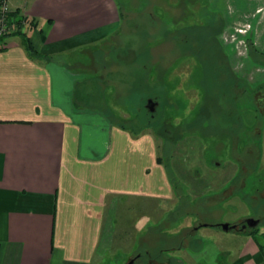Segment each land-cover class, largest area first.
Segmentation results:
<instances>
[{
	"label": "crops",
	"instance_id": "1",
	"mask_svg": "<svg viewBox=\"0 0 264 264\" xmlns=\"http://www.w3.org/2000/svg\"><path fill=\"white\" fill-rule=\"evenodd\" d=\"M182 1L222 15L210 9L224 0H171L176 8ZM7 4L29 18L30 29L17 24V31L52 62L29 58L17 31L0 38V264L100 263L114 241L117 208L131 199L156 201L158 217H140L146 223L134 225L133 252L114 264H264L263 227L253 236L225 232L215 226L248 219L209 222L177 209L152 137L122 129L102 107L104 96L84 99L89 79L101 74L96 45L120 34L116 0ZM135 6L128 2L126 17ZM187 220L199 221L192 234L171 232ZM151 232L161 239L146 240Z\"/></svg>",
	"mask_w": 264,
	"mask_h": 264
},
{
	"label": "rangeland",
	"instance_id": "2",
	"mask_svg": "<svg viewBox=\"0 0 264 264\" xmlns=\"http://www.w3.org/2000/svg\"><path fill=\"white\" fill-rule=\"evenodd\" d=\"M129 1L116 0L123 14L119 36L107 38L96 47L101 52L110 48L115 53L132 47L133 53L146 51L145 58L135 61L129 58L122 65L111 63L110 68L119 75L110 81L114 89L104 94L102 107L109 106L117 124L137 131L133 117L151 113L147 100L152 101L151 114L158 118L142 133L149 134L155 142L157 156L180 200L179 205L174 204L177 209L183 212L189 209L193 219L205 217V221L217 223L264 219V0H224L221 8L210 9L224 14H216L224 21L218 40L230 52L229 70L241 78L242 86L252 89V98L247 93L236 98L234 106L232 102L229 104L232 110L228 115L222 111L219 100H211L210 93L202 102L205 90L202 70L196 57L189 53L191 50L176 44L177 37L189 32L183 30L203 26L208 8L200 1L196 6H187L182 1L176 8V2L172 4L171 0H152L143 11L131 12L126 17ZM191 47L197 45L193 43ZM250 48L257 51L253 57ZM220 58L225 60L221 54ZM105 73L101 70V76ZM161 79L168 87H164ZM100 85L104 88V84ZM241 91H236L237 96ZM154 94L160 103L151 98ZM181 116L198 124L185 131L182 129L185 119ZM210 121L214 125H205ZM216 196L219 198H211ZM162 206L167 209L171 203ZM156 208V201L141 199H131L118 206L114 241L108 252L100 256V263L114 264L119 257L127 256L131 249L129 241L138 238L133 229L135 223L138 220L139 224L146 223L140 219L146 214L155 221ZM244 221L229 225L239 230ZM197 223L187 220L180 226L183 229L175 228L171 232L179 238L187 237ZM159 237L151 232L146 240L151 242ZM140 260L134 264H140Z\"/></svg>",
	"mask_w": 264,
	"mask_h": 264
},
{
	"label": "trees",
	"instance_id": "3",
	"mask_svg": "<svg viewBox=\"0 0 264 264\" xmlns=\"http://www.w3.org/2000/svg\"><path fill=\"white\" fill-rule=\"evenodd\" d=\"M150 2H152V0H149V1L148 0H137L138 12L143 11ZM156 6L157 5H152V7H156ZM119 12L122 18L123 14L121 13L120 10ZM10 15L15 17V16H18L19 13L17 11H14L10 13ZM207 16L208 17L205 23L203 24V26L186 28L185 30H183V31L188 30L189 32L191 31L192 34L187 32V33H184V34H187L184 37H181V38L177 37L176 44L182 47H186L189 50H191L189 53H192V55L196 57L197 63L202 70L201 78H202L203 87L205 89L203 92L202 102L206 100L207 94L210 93L209 96L211 97V100L212 101L219 100L221 105H223V107H221L222 111L228 115L230 114L232 110L229 104H231L232 102L234 106V103H235L234 100L238 97L246 96L247 93H249L250 97L252 98V89H247L246 86L244 85L242 86L241 78L235 75L234 73H232L228 68L229 65H227L228 64L227 56L230 52L228 49L223 48V46H221L218 40V35L221 33L223 25H224V21L222 20V17H217L216 15L213 16L212 14H208V13H207ZM31 24H33L32 21H31ZM16 33H15L16 35L21 37L25 52L27 53L29 58L31 59L36 58V59H41V60H45L48 62H52L51 56L41 55L34 50L29 38L25 34H22L20 31H17ZM193 43L195 44V46L197 45V48L193 47L192 49L191 46ZM130 48H128L129 50L128 49L119 50L118 53L113 52L111 49L109 51L108 49H106L107 53H104L105 50L103 52L99 50L98 55L95 56V63L96 65H99L100 71L106 69V73L104 76H101V74H99L100 72L96 74L94 73V76L91 79L88 78L89 82H92V84H90V86L88 87L89 90H87V86H85L84 88L85 91H84L83 97L85 100H88L90 97H95L96 95H99V98L102 99L107 89H112V90L114 89L113 88L114 84L109 85L108 82H110L111 80H115L118 77L119 73L118 71L110 68V65H112L111 63L122 65V64H126V59L129 60V58H131L130 59L131 61L140 60L141 57L145 58V53H146L145 50H144L145 51L144 53L139 50H136L133 53L132 52L133 50H131ZM250 52H251V57H253L254 55H256L255 53L257 51L250 48ZM220 54L224 56L225 60L223 59L221 60ZM86 77L84 79H86ZM161 81L163 82L164 87L166 86L168 87V84H166V82L163 81V79H161ZM100 83L104 84V88H101ZM238 89L240 91L242 90L240 92L241 93L240 96L239 95L237 96V93H236ZM216 93L219 95H215ZM156 96L158 95L154 94L151 98L157 99L158 102L160 103L159 97H156ZM218 96L219 98H217ZM203 110H205V106ZM133 118H134L133 124L136 126V128H138L137 131L140 132L141 130L147 129L148 127H151L152 125H154V122H156L158 117L156 118V114L152 115L151 113L147 112L145 117L135 114ZM183 119L185 120L183 121L184 123H183L182 129H184L185 131L190 130L191 126L195 127L196 124H198V123L192 122L194 120L189 121L185 117H183ZM225 119H227V117ZM216 124H217V121H216ZM205 125L212 126L214 125V123L210 121V123H205ZM121 128L125 129L126 127L122 126ZM204 128L207 129V127H204ZM177 129L181 131V127H178ZM168 132L170 133V129H168ZM136 134L137 133H133V135H136ZM172 134L173 133H171V135ZM244 223H242L241 226L244 225ZM259 226L264 228V219L260 220L258 226L255 228H245L244 230H242L240 227V229L237 230V232H241V233L253 236L254 234L258 232ZM215 227L220 228L219 225Z\"/></svg>",
	"mask_w": 264,
	"mask_h": 264
},
{
	"label": "built area",
	"instance_id": "4",
	"mask_svg": "<svg viewBox=\"0 0 264 264\" xmlns=\"http://www.w3.org/2000/svg\"><path fill=\"white\" fill-rule=\"evenodd\" d=\"M7 0H0V38L17 31V24L22 31L30 29V20L25 16H11Z\"/></svg>",
	"mask_w": 264,
	"mask_h": 264
},
{
	"label": "water",
	"instance_id": "5",
	"mask_svg": "<svg viewBox=\"0 0 264 264\" xmlns=\"http://www.w3.org/2000/svg\"><path fill=\"white\" fill-rule=\"evenodd\" d=\"M151 103H152L151 100H147V106H148L147 108H148L149 112L152 113L154 111V109H153V107L149 106ZM258 224H259L258 220L248 219L245 221L244 225L241 226V229L244 230L245 228H255L258 226ZM219 226L225 232L237 230V227L235 225L220 224ZM128 264H133V260H131Z\"/></svg>",
	"mask_w": 264,
	"mask_h": 264
}]
</instances>
